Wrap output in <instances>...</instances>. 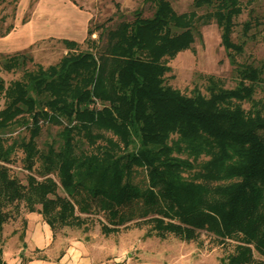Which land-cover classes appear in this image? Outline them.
Instances as JSON below:
<instances>
[{"label":"trees","instance_id":"1","mask_svg":"<svg viewBox=\"0 0 264 264\" xmlns=\"http://www.w3.org/2000/svg\"><path fill=\"white\" fill-rule=\"evenodd\" d=\"M147 1L149 12L134 6L131 16L100 25L102 42L85 25L86 45L60 35L56 58L34 60L6 81L0 75V226L2 203L22 198L50 227L85 226L92 210L104 231L129 219L148 220L145 232L185 237L203 227L218 240L233 237L220 264H264V98L253 93L264 88V61L236 60L230 84L205 72L203 89L164 78L167 56L210 18L234 58L240 42L230 30L241 0H190L181 9ZM258 19L249 12L240 25ZM26 57L21 48L0 50L5 67ZM18 122L26 132L6 140L2 131ZM41 122L57 126L39 146ZM15 142L25 167L38 158L40 176L27 171L21 180L8 170ZM136 166L143 177H132Z\"/></svg>","mask_w":264,"mask_h":264},{"label":"rangeland","instance_id":"2","mask_svg":"<svg viewBox=\"0 0 264 264\" xmlns=\"http://www.w3.org/2000/svg\"><path fill=\"white\" fill-rule=\"evenodd\" d=\"M169 1L175 9L191 5L190 0ZM134 6H140L143 13L150 10L147 0H0V31L9 24L0 32V37L8 35L15 26L17 30L30 27L38 30L29 41L19 44L20 46L0 43L1 51L21 48L30 54V57H26L22 62L9 67L0 63V75L6 81L9 77L17 75L22 66L33 65L34 60L44 63L56 58L65 48L60 39V35L65 34L57 29L66 20L67 16L64 15L67 13H75L81 21L84 20L85 25L92 27L89 34L102 42L104 35H96L100 25H111L121 16H131ZM196 8L201 9L202 6ZM249 12H254L259 19L243 28L240 20ZM97 21L101 24L94 26ZM198 29L199 33L193 34L188 45L176 49L166 58L169 67L164 70V78L183 90H188L193 81L203 89L204 74L208 71L218 74L223 83H232L236 60L245 59L253 63L264 61V0H241V8L234 15L230 30L231 37L240 42L239 49L234 52V58L226 50L220 38L219 26L213 18L200 22ZM84 33L85 28L74 36L78 46L86 45L82 37ZM253 93L261 94L264 98V88L256 86ZM243 103L245 104L246 100H243ZM56 126L55 122H41L35 134L36 144L40 146L45 138L56 135ZM104 131L109 132L108 129ZM2 132L6 140H9L12 136L25 133L26 129L18 122ZM8 154L9 157L4 161L8 170L15 173L19 179L25 180L27 171H31L35 176L41 175L37 157L29 168L22 164V150L16 142ZM47 173L56 176L53 171ZM132 177H143L140 166H136ZM56 189L61 191L59 185ZM34 204L37 205L38 202L34 201ZM1 206L7 210L0 226V256L5 260V264H11L16 254L20 255L19 260L22 261L29 253H39V247H49L50 254L54 255L63 249L70 235L92 241L95 254L103 259L108 258L112 264H220V256L231 248L233 241L230 236L218 240L210 230L203 227H199L195 234L187 237L172 230H165L163 234L145 232L148 224L146 219H129L104 231L99 227L98 210L87 213L85 226L54 223L52 227L48 226V233L45 225L47 222L40 212L35 208H26L22 198L6 200ZM26 222L28 225L39 222L43 235L41 245L23 251L19 231L24 229ZM35 234H38L37 231ZM244 264L254 262L247 260Z\"/></svg>","mask_w":264,"mask_h":264},{"label":"crops","instance_id":"3","mask_svg":"<svg viewBox=\"0 0 264 264\" xmlns=\"http://www.w3.org/2000/svg\"><path fill=\"white\" fill-rule=\"evenodd\" d=\"M66 20L61 23L60 27H58V31L62 32L67 36L74 37L77 33L81 32L82 29L85 28L84 20L81 21V18L76 16L75 13L66 14ZM65 23V24H64ZM16 27V26H15ZM13 27L12 31L8 35L4 37H0V43L4 45H14L20 46L24 42H27L31 39V37L37 33V28L34 27L24 28L17 30V28ZM52 29V27H49ZM56 31V30H55ZM35 211V210H34ZM49 233V225L45 224ZM40 223H31L24 226L22 232V246L24 247L23 251L30 250L31 247L35 245H41L42 239V231L40 229ZM35 229V231L33 230ZM34 231V232H33ZM37 231V235L35 232ZM39 253H29L22 259L19 260L20 255L16 254L13 260L10 262L11 264H112L111 260L108 258H101L98 254H95L93 251V242L87 239H82L76 235L68 236L63 249L52 255L49 252V247H39L37 248ZM44 252V253H43Z\"/></svg>","mask_w":264,"mask_h":264}]
</instances>
